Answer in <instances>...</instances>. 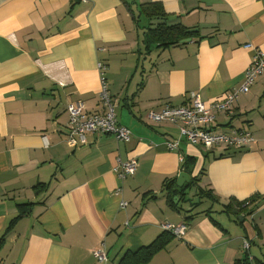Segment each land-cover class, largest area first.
Here are the masks:
<instances>
[{
    "label": "crops",
    "instance_id": "crops-1",
    "mask_svg": "<svg viewBox=\"0 0 264 264\" xmlns=\"http://www.w3.org/2000/svg\"><path fill=\"white\" fill-rule=\"evenodd\" d=\"M151 2L161 3L166 24L198 35L150 50L147 31L159 22L142 9ZM250 46L264 50V0H0V264H97L102 242L109 264H133L163 223L191 215L184 234L145 264H233L245 240L251 259H263L264 74L236 100L235 114L219 113L214 125L247 128L251 148L207 151L184 141L170 150L179 125L148 117L186 104L193 91L207 105L223 98L242 84ZM100 64L118 122L133 138L89 132L87 144L72 146L68 105L103 110ZM130 159L138 170L120 179L114 169ZM181 172L199 176L187 209L181 201L192 199L191 188L178 207L167 198ZM199 188L219 200L200 197ZM242 201L240 215L225 210Z\"/></svg>",
    "mask_w": 264,
    "mask_h": 264
},
{
    "label": "built area",
    "instance_id": "built-area-1",
    "mask_svg": "<svg viewBox=\"0 0 264 264\" xmlns=\"http://www.w3.org/2000/svg\"><path fill=\"white\" fill-rule=\"evenodd\" d=\"M87 1V0H80ZM252 47V62L246 70L242 84L228 92L223 98L207 105L197 92L190 93V99L183 105H166L160 111L150 110L148 117L157 122H170L179 125L180 135L167 141L170 150L178 151L182 142L200 146L210 151L217 146H225L229 149L251 148L255 137L247 128H227L217 130L215 122L219 113L229 116L235 114V102L241 94L248 93L258 78L264 74V50L260 47ZM102 73V85L100 98L103 110L100 112L87 111L82 101L68 105L69 125L68 141L72 146L88 143L89 132L107 133L113 135L120 142H129L133 138L132 130L118 122L116 116V102L109 89V84L104 75V66L100 64ZM184 156L181 160L184 161ZM138 161L130 159L120 162L114 171L120 179L134 175L138 170ZM126 201H121V206H126ZM164 230L175 236H182L188 228V224L175 225L169 222L162 224ZM244 247L250 249V242L245 240ZM97 264H109L108 248L105 242L94 250Z\"/></svg>",
    "mask_w": 264,
    "mask_h": 264
},
{
    "label": "trees",
    "instance_id": "trees-1",
    "mask_svg": "<svg viewBox=\"0 0 264 264\" xmlns=\"http://www.w3.org/2000/svg\"><path fill=\"white\" fill-rule=\"evenodd\" d=\"M142 12L149 19L156 20L159 22L155 27H150L147 31L146 42H147V47L150 50L153 48L163 49L169 46L182 44L189 38L195 37L199 33V30L188 28L181 23L170 24V25L166 24V22L164 21L167 18L168 14L163 9L161 3L151 2L144 4ZM195 162H196L195 158L192 157L187 158L184 169L187 172L192 173ZM176 181H177L176 178L171 179L166 186V190H167V198L169 202L172 204V206L178 207L179 203L175 205V196H178L180 193L183 194V196H186L187 194L186 190L197 185L199 181V176L193 177L191 182L183 185L182 187H177ZM37 187H44L45 189L47 185L38 184ZM38 193H40V190L38 191ZM198 195L203 198L204 197L210 198L211 200H219V197L215 195L211 189L205 190L199 188ZM181 199L183 198L181 197ZM246 207L247 205H245V201H242V202H236V205L234 204L226 205L225 210L228 213L240 215L243 211H245ZM192 219H193L192 215L188 216L186 217V222L189 223L191 222ZM214 222L218 224V222L216 221ZM174 237L175 236L173 233L165 230L161 234V236L157 238V240H155L152 244L145 246L143 249L137 251L136 253H133V257H134V259L132 260L133 264L147 263L155 253L164 249ZM233 264H264V258L263 259L258 258L254 262L251 259L249 251H246L245 254L242 257L236 259Z\"/></svg>",
    "mask_w": 264,
    "mask_h": 264
},
{
    "label": "water",
    "instance_id": "water-1",
    "mask_svg": "<svg viewBox=\"0 0 264 264\" xmlns=\"http://www.w3.org/2000/svg\"><path fill=\"white\" fill-rule=\"evenodd\" d=\"M192 178L193 177H191V175L189 173L181 172L179 174V177H178V180H177V184L182 187L183 185H185L184 184L185 182H187V183L191 182ZM178 199H179V196H175V200L177 201Z\"/></svg>",
    "mask_w": 264,
    "mask_h": 264
},
{
    "label": "rangeland",
    "instance_id": "rangeland-1",
    "mask_svg": "<svg viewBox=\"0 0 264 264\" xmlns=\"http://www.w3.org/2000/svg\"><path fill=\"white\" fill-rule=\"evenodd\" d=\"M191 192H192V193H191ZM195 192H196L195 188H191V191L189 192V194H191L190 197H191L192 199H189V201L183 199V200L181 201V205H182V207H184L185 209H187L188 207H190L191 200H195V201H196L197 197L194 195Z\"/></svg>",
    "mask_w": 264,
    "mask_h": 264
}]
</instances>
